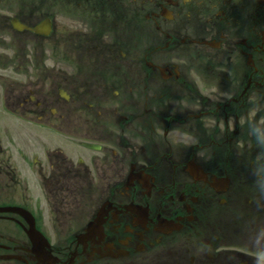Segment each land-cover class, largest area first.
<instances>
[{"label":"flooded vegetation","instance_id":"1","mask_svg":"<svg viewBox=\"0 0 264 264\" xmlns=\"http://www.w3.org/2000/svg\"><path fill=\"white\" fill-rule=\"evenodd\" d=\"M0 205V264H264V0H0Z\"/></svg>","mask_w":264,"mask_h":264}]
</instances>
